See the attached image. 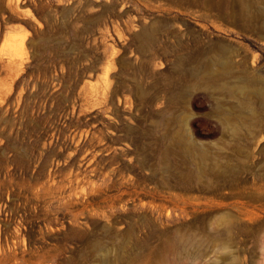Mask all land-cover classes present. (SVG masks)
<instances>
[{
  "label": "rangeland",
  "instance_id": "1",
  "mask_svg": "<svg viewBox=\"0 0 264 264\" xmlns=\"http://www.w3.org/2000/svg\"><path fill=\"white\" fill-rule=\"evenodd\" d=\"M0 264H264V0H0Z\"/></svg>",
  "mask_w": 264,
  "mask_h": 264
}]
</instances>
